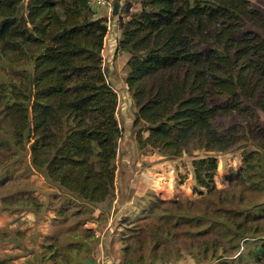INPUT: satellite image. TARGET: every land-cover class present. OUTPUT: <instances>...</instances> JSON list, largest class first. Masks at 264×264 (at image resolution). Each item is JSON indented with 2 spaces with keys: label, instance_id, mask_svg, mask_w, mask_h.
Returning a JSON list of instances; mask_svg holds the SVG:
<instances>
[{
  "label": "trees",
  "instance_id": "trees-1",
  "mask_svg": "<svg viewBox=\"0 0 264 264\" xmlns=\"http://www.w3.org/2000/svg\"><path fill=\"white\" fill-rule=\"evenodd\" d=\"M134 4L123 9L117 54L128 55L136 142L167 159L191 156L199 198L151 194L115 210L110 264H164L159 252L181 236L207 264H264V201L249 202L264 197V15L250 0L125 7ZM107 22L92 19L90 0H0V189L29 156L79 201L116 198L123 129L102 59ZM243 145L242 166L219 188L217 155ZM1 205L37 213L42 202L23 193ZM63 238L47 237L41 264H102L92 231L70 227Z\"/></svg>",
  "mask_w": 264,
  "mask_h": 264
},
{
  "label": "rangeland",
  "instance_id": "rangeland-1",
  "mask_svg": "<svg viewBox=\"0 0 264 264\" xmlns=\"http://www.w3.org/2000/svg\"><path fill=\"white\" fill-rule=\"evenodd\" d=\"M250 1L264 15V2ZM118 77L122 82L126 76L120 71ZM117 90L122 94L120 89ZM129 107L130 112H119L123 137L119 143L115 199L92 206L49 183L42 173L30 167L29 156L23 165H18L19 170L14 173L15 181L0 189V264H41L38 258L47 237L64 239V231L70 227L80 233L85 230L93 232L100 244L93 255L102 263V259L104 261L108 256V236L116 227L115 210L122 211L133 202L147 200L151 194L165 200L199 198L192 191L195 184L191 165L193 158L185 155L177 159H167L157 150L140 149L136 142V131L132 126L134 115L132 117L131 114L135 106L133 104ZM243 151L245 145L217 155L219 188H226L227 177L242 166ZM204 154L195 153L196 156ZM23 193H30L42 202L37 213L20 208L15 210L11 206L8 210L3 209L1 200L4 196H20ZM250 201H264V197L249 194ZM60 211H64L66 215L64 220L59 216ZM168 247L165 252H159L160 259H165L164 264H207L199 258L197 245L183 236L175 245Z\"/></svg>",
  "mask_w": 264,
  "mask_h": 264
},
{
  "label": "crops",
  "instance_id": "crops-1",
  "mask_svg": "<svg viewBox=\"0 0 264 264\" xmlns=\"http://www.w3.org/2000/svg\"><path fill=\"white\" fill-rule=\"evenodd\" d=\"M116 0H108L109 3H113ZM121 7L119 11L118 16H113L111 18V30L107 33L105 38V44L104 49L102 52V59H103V65L104 70L107 74L108 81L113 85L115 90L118 93V120H119V112L122 111V114L125 113V111L130 112V105H133V100L130 97V94L128 92V88L125 83V79L119 80V73L121 71L122 74L126 76V62L128 60V55L125 53L117 54V45L118 42L122 38V25L127 19L125 15H123V9L127 10V6L125 7L127 0H119ZM90 6L92 10V19H99L102 17H108L109 16V7L108 5L100 6L97 5L93 0H90ZM140 8L138 4H134V6L131 8L128 12H134L137 11ZM121 17V18H120ZM125 78V77H124ZM118 89H120L121 93L118 92ZM124 110V111H123ZM136 108H133V112L131 116L133 117L135 113ZM120 123V121H119ZM121 125V123H120ZM109 256L106 257V261L102 259V264H105L108 262L110 264V260L108 259ZM121 260H118L116 264H120ZM170 264V263H166Z\"/></svg>",
  "mask_w": 264,
  "mask_h": 264
},
{
  "label": "built area",
  "instance_id": "built-area-1",
  "mask_svg": "<svg viewBox=\"0 0 264 264\" xmlns=\"http://www.w3.org/2000/svg\"><path fill=\"white\" fill-rule=\"evenodd\" d=\"M97 5H100V6H104V5H108L109 7V16L107 17L108 18V22H107V28H108V32L111 30V18L113 17V14H112V5L111 3L108 2V0H93Z\"/></svg>",
  "mask_w": 264,
  "mask_h": 264
},
{
  "label": "water",
  "instance_id": "water-1",
  "mask_svg": "<svg viewBox=\"0 0 264 264\" xmlns=\"http://www.w3.org/2000/svg\"><path fill=\"white\" fill-rule=\"evenodd\" d=\"M111 5H112V14H113V16H118L119 15V11H120V7H121L120 1L116 0ZM130 7H131L130 5L127 6V10L128 11L130 10Z\"/></svg>",
  "mask_w": 264,
  "mask_h": 264
}]
</instances>
